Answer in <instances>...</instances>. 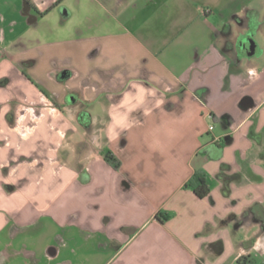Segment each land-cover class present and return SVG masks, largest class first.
I'll list each match as a JSON object with an SVG mask.
<instances>
[{
  "label": "crops",
  "instance_id": "1",
  "mask_svg": "<svg viewBox=\"0 0 264 264\" xmlns=\"http://www.w3.org/2000/svg\"><path fill=\"white\" fill-rule=\"evenodd\" d=\"M72 1L75 57L32 76V35ZM262 28L264 0L0 9V264L263 263L264 58L239 44L249 33L258 49ZM35 80L57 103L75 94L61 121L10 120V100L38 99ZM197 168L204 198L183 187Z\"/></svg>",
  "mask_w": 264,
  "mask_h": 264
},
{
  "label": "rangeland",
  "instance_id": "2",
  "mask_svg": "<svg viewBox=\"0 0 264 264\" xmlns=\"http://www.w3.org/2000/svg\"><path fill=\"white\" fill-rule=\"evenodd\" d=\"M14 3V0H0V9H7L10 5ZM71 6V16L68 19H62L58 12L47 16L42 19L35 32L32 36L37 38L38 43L28 47L24 52L25 57L34 56L38 59V64L33 68L32 71L26 69L27 72L32 74H37L39 77H43L47 69L51 68L54 64H59L64 62L68 57H75L76 48L73 50L72 42L69 39L76 36L78 30L77 25H80L83 21V13L81 10L77 9L75 2L70 3ZM81 22V23H80ZM263 26V24H262ZM261 43H259V48L254 49V54L256 57L264 58V29H261L259 34ZM261 54V55H260ZM34 76V75H32ZM34 78V77H33ZM35 84L39 87L37 91L38 99H29L22 96L21 99L10 100L8 103L12 107V114H10V120L20 121V122H40L43 120L44 116L50 118L51 121H61L60 108L62 106H68L67 99L61 101V103H53V96L47 90L46 83L42 80H35ZM45 91L49 97V101L45 98ZM43 94H42V93ZM76 105V97L73 96ZM63 109V108H62ZM217 129H220V125L217 124ZM58 135H60L61 130H57ZM263 255H259L257 259L261 260ZM252 257L249 258L251 261ZM253 262V261H252ZM254 264V262H253ZM257 264V263H256ZM259 264H264V262H259Z\"/></svg>",
  "mask_w": 264,
  "mask_h": 264
},
{
  "label": "trees",
  "instance_id": "3",
  "mask_svg": "<svg viewBox=\"0 0 264 264\" xmlns=\"http://www.w3.org/2000/svg\"><path fill=\"white\" fill-rule=\"evenodd\" d=\"M42 92L46 96H48L45 91L42 90ZM241 104L248 105L249 99L247 97L243 98L241 100ZM104 160L108 164H110L114 169H118V167L120 166L119 159L116 158L111 152H106L104 154ZM183 187L192 190V192L199 198L206 197L210 193V190H211V184H210L208 173L202 168L195 169L190 175V177L184 182ZM156 217L159 218V215ZM165 218H166L165 216H162V219H165ZM160 219H161V215H160ZM249 258H250L249 255H242L237 258L236 263L237 264H253L254 262V264L256 263L259 264V261L257 259L253 258L250 261Z\"/></svg>",
  "mask_w": 264,
  "mask_h": 264
},
{
  "label": "flooded vegetation",
  "instance_id": "4",
  "mask_svg": "<svg viewBox=\"0 0 264 264\" xmlns=\"http://www.w3.org/2000/svg\"><path fill=\"white\" fill-rule=\"evenodd\" d=\"M35 9L38 11V13L40 12V11L38 10L37 7H35ZM250 40H252V39H251L249 33L243 35V36L240 38L239 44L242 45V46L245 48L246 52H249ZM252 41H253V40H252ZM74 95H75V94H73V93L71 94V93H70V94L67 95L66 99H67V100L73 99V96H74ZM52 102H53L54 104L56 103V101H55L54 99L52 100Z\"/></svg>",
  "mask_w": 264,
  "mask_h": 264
},
{
  "label": "water",
  "instance_id": "5",
  "mask_svg": "<svg viewBox=\"0 0 264 264\" xmlns=\"http://www.w3.org/2000/svg\"><path fill=\"white\" fill-rule=\"evenodd\" d=\"M255 49V44L252 40H250V45H249V54L253 53Z\"/></svg>",
  "mask_w": 264,
  "mask_h": 264
},
{
  "label": "built area",
  "instance_id": "6",
  "mask_svg": "<svg viewBox=\"0 0 264 264\" xmlns=\"http://www.w3.org/2000/svg\"><path fill=\"white\" fill-rule=\"evenodd\" d=\"M209 129H212V125L209 126Z\"/></svg>",
  "mask_w": 264,
  "mask_h": 264
}]
</instances>
